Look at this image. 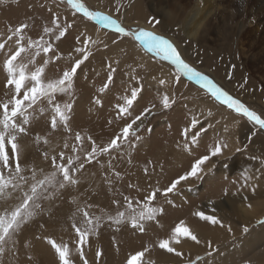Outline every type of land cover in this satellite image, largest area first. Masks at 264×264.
Instances as JSON below:
<instances>
[{
    "label": "snow or ice",
    "instance_id": "snow-or-ice-1",
    "mask_svg": "<svg viewBox=\"0 0 264 264\" xmlns=\"http://www.w3.org/2000/svg\"><path fill=\"white\" fill-rule=\"evenodd\" d=\"M9 3L10 0H0V7H6ZM60 4L66 6V11L71 14V21L67 16L61 19L58 14ZM106 7H109V11L101 10L99 7L94 8L85 3V0H58L57 11L49 10L52 17L49 21L51 26L42 25L36 38L28 35L35 25L27 22H22L14 28L8 26L5 33H0V75L4 77L0 82L3 85L0 88V264L18 261L21 247L31 251L26 236L29 226L46 213L49 217L55 215L53 209H58L60 204L69 205L66 222L69 223L76 239L67 242L61 240L57 243L55 239L46 238L51 249L54 250L53 264H77V262L89 264L85 247L89 245L90 237H98L100 229L104 226H115L117 230L128 228L133 233L138 232L146 236L148 232L146 225L159 224L166 213L164 205L157 203L158 197L163 198L164 204L174 206L170 196L180 191L178 186L191 180L202 182L216 167V164H212L211 167L208 165L214 159L218 161L229 148L225 138H216L211 145H205L203 154L196 155L200 141L214 125L208 124L205 128L198 119L193 118L182 130L183 143L176 145L178 150L192 157L189 167L171 179L166 187L149 185L147 189L142 190L139 185L129 184V189L135 190L136 196L125 195L117 189L104 207L91 202L92 197L87 189L81 192L85 187L82 174L86 166L95 162L104 169L105 164L101 163V158L109 157L104 180L109 191H112L114 184L110 176L116 178L121 176L112 163L115 159L113 153L119 154L125 147H136V144L142 140L139 133L145 128V122L148 116L153 114L156 104L149 103L133 118L132 111L134 105L139 103L143 86L141 84L132 87L129 94L118 97V101L122 102L114 105L116 119L123 120L127 117L129 122L124 123L119 132L107 142L97 143L83 130L73 133L72 114L78 71L93 55V46L102 45L105 50L109 48V43L95 40L86 31H82L74 37L76 46H69L70 51L65 58L58 51L57 42L68 38L79 19L92 22L100 29L111 30L116 36L111 40V45H118L128 39L144 53L151 54L152 58L168 62L170 69L168 75L172 78V84L179 85L182 78H187L188 81L199 86L208 99L226 107L249 124L264 130V111L257 112L239 97L230 94L209 74L188 62L179 45L172 38L156 30L161 24L160 19L150 16L146 20L149 27L137 23L133 28L126 26L121 19L130 7V3L126 0H109ZM124 54L128 55L127 52ZM62 60H65L62 71L50 76L49 64L52 62L59 64ZM115 63L118 64L119 61ZM137 66L144 67V64L138 63ZM107 68V81L99 89L100 93L110 90L109 85L114 83V73L117 69L111 62L107 64ZM152 79L157 80V77L153 76ZM158 84L167 85L169 80L162 76L158 79ZM65 97L67 99H64ZM93 102L95 105L103 106V101L99 97H94ZM176 102L174 94L167 91L159 100L163 110L173 108ZM45 116L49 119H45ZM208 116H213L210 108ZM224 119L226 120L227 117ZM41 120H44L46 126L43 134L37 132ZM219 122L216 121L217 124ZM239 122V120L234 121L235 124ZM61 129L67 136H74V143L69 144L68 139L62 137V146L53 144L52 134L60 132ZM224 131H228L227 125ZM26 140L31 142L26 143ZM85 142L90 145V150L84 148ZM42 146H47L55 154H50ZM244 147L247 148V145ZM236 151L240 152L241 149L237 148ZM68 152L71 154H67ZM144 172L148 174L147 167L144 168ZM253 181L254 177L245 172L243 183L233 195H238L242 189H248L255 194L258 185ZM235 183L233 181V184ZM223 192L227 195L228 189L224 188ZM243 199L247 200L248 197L244 196ZM207 208L211 214L209 211L197 209L191 215L200 222L226 228L231 233L232 227L226 225L215 214L214 200H208ZM247 208L251 209L252 205L247 204ZM97 211L99 215L96 214ZM258 223L264 224V220ZM249 230L248 226L242 228L245 234ZM189 242L200 245L202 240L198 232L187 226L184 220H180L166 238L144 244L141 250L128 255L126 264H154L153 261L145 259L146 254L153 248L164 250L167 254L178 258L182 264H200L202 256L193 257L191 252L185 254L182 246ZM73 243L74 247H71ZM204 243L208 248H212L211 240ZM101 255L102 252L97 250L95 253L97 261ZM28 264H34L31 256L28 257ZM240 264H251V261L241 258Z\"/></svg>",
    "mask_w": 264,
    "mask_h": 264
},
{
    "label": "rangeland",
    "instance_id": "rangeland-1",
    "mask_svg": "<svg viewBox=\"0 0 264 264\" xmlns=\"http://www.w3.org/2000/svg\"><path fill=\"white\" fill-rule=\"evenodd\" d=\"M94 1L100 4L105 9L109 10V7H106V5L109 4V0H85V3L96 8L97 6L93 4L95 3ZM133 1L134 0H126V2L130 3V5ZM142 1H145L146 7L151 16L157 17V19L161 20V24L157 26L156 30L159 32L161 31L160 33L165 32L162 34H165L168 37L172 38L174 42L179 45L184 58L188 62L192 63L199 70L205 72L206 74H209L215 81H217L227 91H229L230 94L239 97L243 102L248 104L257 112L264 111V70H257L252 66V64H250V62L246 61L245 59L243 60L242 56L240 57L238 54V51H240L242 52L243 57H248L251 53L250 43L248 44L246 38L240 35L242 26H237L240 24V22L243 23L245 19L239 17L235 22L231 23V25H236L233 26L236 29L231 36V39L235 38V44H233L230 48L221 46L222 48L218 50V56H223L224 60L228 58L227 61H225V65L227 64L226 67L227 69L229 68V70L225 74L224 80L219 77L218 71L214 68V64L217 62V60L211 57V52H209L208 54H206L205 50L203 54L200 52H195L196 57L199 58L198 64L197 62L195 63L194 59L192 58L193 56L187 53L189 52L193 54L195 49L192 48H196L197 50H200L202 48L201 46L198 48L196 46H193V44H191V35H189L181 27L182 22H185L184 20L187 21V18L189 16L194 18L197 15L193 11H189V15L186 13V11H188L187 2L189 0H164V8L161 7L160 0ZM225 1L232 3V0ZM57 3L58 0H10V3L6 7H0V33H5L8 29V26L14 28L22 22H27L30 25H35L31 29V31L28 32V35L36 38L37 34L41 31L42 25L48 24V26H51L49 23L52 18L51 12L57 11ZM229 3H224L223 13L225 14L226 12H229L231 10L229 9ZM50 9L51 12L49 11ZM59 9L60 12L58 14L61 16V19H64L65 16H67L68 20L71 21V14L66 11V6L60 4ZM165 10H167L168 12H172L174 17H165L166 15H168L167 11L165 12ZM124 15L127 14H123L121 16L123 23L126 26H131L133 28L136 27L137 24L135 23L128 24L127 19L132 18L130 16H127L125 18ZM81 20L82 19H79L77 21L76 27L71 30V34L68 35V38L66 40L57 42L58 51L62 53L65 58L67 57V53L70 51L69 46H76L74 43V37L82 31H86V33L90 36L97 34V38L95 40L105 42L108 41L107 43H109L110 48L105 50L103 47H101L102 45L93 46V55L84 65H82L81 70L78 71V76L75 81L74 112L72 114L73 133L75 131L83 130V132L89 133L93 137V139L97 141V143L103 144L107 142L111 137L119 132L124 123L129 122V119L127 117L123 120L116 119L114 105L117 102H122L118 101V97L129 94L132 87L140 86L141 84L143 86V92L141 97L139 98V103L134 105V110L132 111L133 118L135 115H138L144 107H147L149 103L156 104V108L153 109V114L148 116L145 122V128L139 133V135H141L142 137V140L138 144H136V147H125L121 151V153H113V157H115V159H113L112 163L115 166L116 171L121 173V176L119 178L110 176L114 184V188L112 191H109V188L104 180V174L107 171V161L109 160V157L105 156L101 158V163L105 164L104 169H101L100 166L95 162H93L89 166H86V170L82 174V180L85 182V187L81 189V192L83 193L85 189H87L88 193L92 197L91 202L99 205L100 207H104L109 202L113 192L117 189L120 192H123L125 195L136 196V191L129 189V184L139 185L142 190L147 189L149 185L159 186L163 188L166 187L169 184L170 180L175 178L177 174H180L184 170H186L189 167V163L192 157L176 148L177 143H183L182 130L190 124L193 118L198 119L200 121V124L207 128L208 123L206 122V119L209 116L208 112L205 113V115L201 116L202 108L198 106L200 102L199 98H204L206 95L202 90L199 89V86L195 85L196 89L200 90L203 96L199 95L200 97H184L183 95H181L183 91L187 92L188 90H190L188 87L191 83L194 85V83L188 81L187 78H182V89H180L179 91H177V87L180 86L174 85L173 87L175 88L172 89V83L170 82L167 85H159L158 79L161 77L154 74L151 75L152 73H159V64L156 62L160 61L158 58H150L147 61H144L142 59L143 61H141L136 55H143V51H140V53L137 52V50L135 51L133 49H128L122 52L119 50L118 45H111L110 40L116 38L111 30L100 29L98 25H94V23H89L88 21H86V27L84 26V29H79V26H81ZM164 24L167 26H164ZM220 27L221 26H218L216 30H213L216 35L212 34L209 37V41L205 44V47H210L212 49L214 41L218 40L219 34L222 35ZM177 34L181 35L180 44L178 43L177 39L173 38ZM125 41L134 45L131 40L128 41V39H125L123 42ZM227 42L228 40H225L223 43L227 44ZM125 52H127L128 55H125ZM149 55L151 56V54ZM115 61H119V63L117 64L115 63ZM124 61H126V63ZM150 61L152 62L150 63ZM110 62L112 63V66L117 69V71L114 73V83L109 85L110 90H106L104 93H100L99 89L107 81V64ZM138 63L144 64V67H138ZM161 63L164 64L168 62L161 61ZM209 65L211 67H209ZM64 66L65 60H62L59 64L52 62L49 64L48 74L50 76H54L57 72L62 71ZM167 66L169 67V65ZM245 67L248 70L251 69L248 74H244ZM133 69H135V71H138V76L132 75L135 72L133 71ZM127 73H129V75ZM239 74H241V76H238ZM247 75L249 77H247V79H243V77ZM153 76H156L157 80H153ZM235 77L238 78L239 83L235 79ZM3 79V75H0V82H2ZM240 84L243 87H241ZM246 86L248 87L246 88ZM2 87L3 85L2 83H0V88ZM150 87H154V89ZM166 91L174 94V97L177 101L173 108L169 110H163L161 105L159 104V100L162 94ZM179 92L181 93L179 94ZM94 97H99L103 101L102 107L100 105L94 104ZM64 99H67V97H65ZM92 108L95 110H93ZM215 116L218 118H216L213 124L214 127L211 129L209 128L207 135L203 136V139L200 141L199 148L196 150L195 154H203L205 145H211L216 138H225L229 143V148L225 151L224 156L220 157L218 161L214 159L208 165V167H211L212 164H216V167L212 170L211 173L205 176L202 182L195 180H191L189 182L190 184H192V188L188 190L189 195L186 199L189 200V202L180 200L181 203H179L178 201L177 203H174V206H172L164 204L163 198L158 197L157 203L164 205L166 213L160 219L159 224L151 223L149 225H146V228L148 229L146 236L138 232L133 233L128 228L117 230L115 226L102 227L100 229L98 237H90V243L85 247L86 258L89 260V264H110V261H112L113 257L114 259L116 258L115 260L117 261L122 260L119 264H126L128 255L134 253L135 251L141 250L144 244L158 242L159 239L166 238L170 234L171 229L175 227V225L179 223L180 220H184L185 222L188 220L191 221V219L193 218L191 213L195 210V206H193V203L197 201H200V206L202 205V208H207L208 200H214L216 208L215 214L218 217H223V210L221 211L217 207V205H222L221 202L227 205L231 204V202L226 198L228 196L229 198H232V193H235V190L242 184L243 174L245 172H250L252 170L250 173L256 174L255 168H251L250 165H245L243 160L245 157L248 158L249 154L254 155L256 153L255 145L257 146V144L255 140L257 139V134H261V132L264 133V130H260L258 127L249 124L248 122H246V120L236 116L235 114V119L240 121L239 124L234 123V121H236L235 119L229 120L227 118L225 120L224 116H221V114H216ZM45 119H49V117L45 116ZM109 121L112 122L109 123ZM216 121L220 122L217 124ZM225 125H227L228 127L227 132L224 131ZM48 127H50V125ZM45 130L46 126L44 120H41L40 124L37 127V132H41V134H43V131ZM196 130H198V128ZM253 133H255V135H253ZM62 137L67 138L69 144L74 143V136H67V134L63 133L61 129L60 132L52 134L53 144H60L62 146ZM253 137L254 141L252 140ZM25 142L30 143L31 141L26 140ZM245 145H247V148L244 147ZM42 147L44 148V150H48L50 154H55L52 153L47 146ZM84 148L86 150H90V145L85 142ZM237 148H240L241 151L237 152ZM58 150L59 148L57 149V151ZM67 154L70 155L71 153L68 152ZM260 158L258 160L262 161L264 165V158ZM129 160L131 161L130 163ZM149 161H151L152 163L150 164ZM169 161H171V164L169 163ZM37 162H39V157H37ZM161 165H163V171H161ZM145 167L148 168L147 175L144 172ZM258 169L263 175L264 169H262L260 165ZM211 175H216L217 177L209 179ZM233 181H235L236 183L233 184ZM214 182L218 183L217 189L214 186ZM188 185V183H184L183 187L187 188ZM224 188L228 189L227 195H225L223 192ZM211 189L215 190L210 193ZM196 193L200 194L195 195ZM178 194L179 192L171 195L170 199L174 202ZM263 197H252L249 200H246L244 202L245 204H232L233 210L235 208L237 209V211L240 210L239 219L240 216H244L246 218L245 220L248 219L247 221H249L248 227L250 229V233L251 231H257V227L259 228L262 226V224L258 223V221L264 220ZM57 203L59 204V202ZM249 203L252 205L251 209L247 208V204ZM181 204L188 205L183 214H181ZM223 209L226 211H230L231 215L233 214V210H230V208L223 206ZM53 211L55 212V215L49 217L46 213L43 217L38 218L36 222L29 226L26 235L28 244L31 247V251H29V249L27 248L21 247L18 261H12L11 264H23L22 262L24 261V264H28L27 258L29 256L33 258L34 264H41V262L42 264H53L54 256L52 254L54 250L51 249L46 238L55 239L57 243L61 242V240L65 242L69 240L75 241L76 237L71 232L69 223L66 222V214L69 212V205L60 204L59 208H54ZM223 212L227 214V212ZM96 214L99 215V212L97 211ZM250 219H254V221H250ZM234 222L232 224H235V228H239L240 222L242 221L238 220ZM41 225H43V227H41ZM195 227H198V225L195 224ZM201 240L203 243L205 241V238H202ZM70 246L74 247V243ZM224 246L225 245L222 243L213 242L212 248L210 249L209 253H218L221 250L222 254H226L228 250H224ZM263 248L264 245L262 249ZM97 250L102 252V255L98 261L95 257V253ZM257 250L259 249L256 248L253 251L257 252ZM253 251L247 252H251V255L239 252V254H237L238 256H236L238 262L241 261V258L250 260V257L255 256L260 250L257 253ZM184 252L186 255L188 254L185 250ZM163 254V250L159 248H153L150 253L146 254L145 259L153 261L154 264H182V262L175 257L173 259L171 257H168L165 258L166 260L164 259L163 261H161L159 256H162ZM205 255L206 254H204L202 257L204 258ZM104 257L107 260L106 262H102V258ZM170 260L173 261L171 262ZM238 262H235V264H240ZM77 264H79V262H77Z\"/></svg>",
    "mask_w": 264,
    "mask_h": 264
},
{
    "label": "bare ground",
    "instance_id": "bare-ground-1",
    "mask_svg": "<svg viewBox=\"0 0 264 264\" xmlns=\"http://www.w3.org/2000/svg\"><path fill=\"white\" fill-rule=\"evenodd\" d=\"M160 1H161V7L164 8V0H160ZM224 3H229V2L225 1V0H189L187 2V4H188L187 10L188 11H186V13L189 15V11H193L197 15L194 18L189 16L187 18V21L184 20L185 22H182L181 27L189 35H191V42H192L191 44H193V46H196L197 48L200 47V46L202 47L200 50H197L196 48H192V49H195L193 54L189 53V52H187V53L189 55L193 56L192 58L194 59L195 63L197 62V64H198L199 58L196 57V53L195 52H200L202 54H203L204 50H205L206 54L211 52V57L215 58L217 60V62L214 64V68L218 71L219 77H221L222 79L225 80V74L229 70V68L227 69V67H226L227 64L225 65V61H227L228 58L224 60L223 56H221V57L218 56L219 55L218 50L220 48H222L221 46H225L226 48L227 47L230 48L233 44H235L234 43V39L235 38L231 39V36H232V33L235 32V29H236L233 26H236V25H231V23L235 22L239 17H242L243 19H245V21L243 23L240 22V24L239 23H236V24H239L237 26H242L240 35L243 36L244 38H246V41L248 42V44L250 43V45H251V49H250L251 53H250V55L248 57H243L242 52H240V51H238V54H239L240 57L242 56L243 60L245 59L246 61L250 62V64H252V66L254 68H256L257 70H264V10H263V8H264V0H232V3H229L230 4L229 5V9H231V10L229 12H226V14L223 13ZM93 4H95L97 7H99L102 10L109 11L108 9H105L104 7H102L100 4H98L96 2L93 3ZM153 11H154V9H153ZM166 11L167 10H165V12ZM167 13H168V15H166L165 17L173 16L172 12H168L167 11ZM124 14H127V15H124L125 18L127 16H130L132 18V19H127V23L128 24H131V23L137 24V23H139L143 27H149L148 25H146L147 24L146 20H147L148 17L151 16V14H150V12L148 11V9L146 7L145 1L134 0L133 2H131L130 7L128 8V10H126V12ZM128 20H133V21H128ZM80 22H81V26H79V29L80 28L84 29V26L86 27V20L82 19ZM164 26H167V25L164 24ZM218 26H221L220 29H221L222 35L219 34L218 40L214 41V45L212 46V49L210 47H205V44L209 41V37L212 34L216 35V33L213 30H216L218 28ZM227 26L228 27L232 26V27L228 28ZM244 26H247V27H244ZM96 31H97V29H96ZM101 32H99V33H101ZM162 33H165V32H162ZM92 37H93V39H96L97 38V34L93 35ZM175 37H173V38L177 39L178 43L180 44L181 43V35L177 34V35H175ZM225 40H228L227 44H229V45L223 43ZM118 48L122 52H124V51H126L128 49H133L135 51L137 50V52L143 51L142 49H138L137 47H135L134 45H132L131 43H129L127 41L119 43L118 44ZM111 53H112V51H111ZM204 55H202V56H204ZM136 56L141 61H143V60L147 61L150 58H152L147 53H143V55H141V56H140V54H137ZM239 56H238V58H239ZM141 57H143V60L141 59ZM196 58H198V59H196ZM217 58H221V59H217ZM154 59H157V58H154ZM191 61H193V60H191ZM124 62L126 63V61H124ZM151 62L152 61H150V63ZM156 62L159 64V66H158L159 73H152V74L150 73V74L151 75L154 74V75L160 76V77L163 76L164 78H167L169 80V82L171 83V79L172 78L168 75L169 70H170L169 67L167 66L168 63L162 64L161 60L160 61H156ZM204 64H206V63H204ZM236 66H240V65H236ZM209 67H211V66L209 65ZM237 69H238V67H237ZM239 69H240V67H239ZM240 71H241V69H240ZM250 71H251V69L248 70L246 67L244 68V74H248ZM129 73H127V74L129 75ZM132 75L138 76V71H135ZM238 76H241V74H239ZM247 77H249V76L248 75L244 76L243 79H247ZM235 79L238 81L237 77H235ZM182 82L183 81H181V83L179 84L180 87H177V91L182 89ZM234 82H235V80H234ZM225 83H227V82H225ZM238 83H239V81H238ZM242 83H243V81H242ZM244 85H246V84H244ZM173 86H174V84H172V86H171L172 89L175 88ZM247 87L248 86H246V88ZM150 88L154 89V87H150ZM161 88H163V87H161ZM165 88H166V86H165ZM188 88L190 90H188L187 92L183 91V93L181 95H183L184 97H197L199 95L203 96L201 91L196 89L195 85H193L192 83L189 85ZM235 89H236V87H235ZM191 91H193V92H191ZM180 93L181 92H179V94ZM199 101L200 102H199L198 106H200L202 108L201 116L205 115V113L208 112L209 108L211 109L212 113H214L213 117H208L206 119V122L208 124H214L216 118H218V117L215 116L216 114H221V116L227 117L229 120L236 118L234 116V114L231 113L229 110H227L226 108L218 105L217 103H214L213 101L208 99L206 96L204 98L200 97ZM93 110H95V109H93ZM90 117H92V116H90ZM252 140L254 141V137L252 138ZM255 142L257 144V146L255 145V149H256V153L254 154L255 156L249 154L248 158L245 157L243 162L245 163V165H248V166L250 165L251 168L252 167L255 168L256 174L250 173L252 170L250 172H247V174L249 176L254 177V181L253 182L256 185H258L256 193L253 194L248 189H242L238 195H233V193H232V195H231L232 198H229V196L226 198L227 200H229L231 202L230 205L223 204L221 202V204L224 207L230 208V210H233L232 209V207H233L232 204H235V205L237 203L245 204L244 202L246 200L243 199L244 196L248 197L247 200H249L252 197L259 198V197H263L264 196V172L262 171L263 172V175H262L261 172L258 169L259 165L262 167V169H264V165H263L262 161L258 160L260 157H262L260 159L264 158V133L263 132H261V134H257V139L255 140ZM254 157H255V160H254ZM240 159H243V158H240ZM169 163L171 164V161H169ZM241 165H242V163H241ZM238 172H239V170H238ZM233 175H235V174H233ZM214 177H217V176L216 175H211L209 177V179L210 178L213 179ZM189 182L190 181L184 182L186 184L187 183L189 184L187 188L183 187L184 183H182L181 185L178 186L180 191H179V194H178L176 200L174 201V203H177L178 201H179V203H181L180 200H185V202H189V200H186L188 198V195H189L188 194V190L192 188L191 187L192 184H190ZM242 183H243V179H242ZM214 184H215L214 185L215 188L217 189L218 188V183L214 182ZM213 190H215V189H211L210 193H212ZM236 190H235V192H236ZM200 193H196L195 195H198ZM193 204L192 205L195 206V210L200 209V210L208 211L207 208H202L201 207L202 205L200 206V201H197V202H195ZM222 205H217V207L221 211L223 210V211L227 212V214L222 211L223 217L220 216V218L223 220V222L226 225H230L232 227V232L231 233H229L226 230V228H220L218 226L208 225V224H206L204 222H200L195 217H193L191 219V221L188 220L185 223H186L187 226H190V228H192L194 231L198 232L200 239L205 238V241L211 240L212 243L213 242L222 243V244L225 245L224 246V250H228V252L226 254H222V251L220 250L218 253H210L209 254L210 248H208L206 243H204L205 241L203 243H201L200 245H195L194 243H191V242L185 243L182 246L183 250H185L187 253L191 252L193 257L196 256V255L203 256L204 254H206L205 257L201 260L200 264H235V262H238L236 256H238L237 254H239V252L251 255V252L250 253H247V252L253 251V250H255L257 248L260 251L257 250V252L259 251L258 253L253 251V252L257 253V254L255 256H253V257H250L251 259L249 258L250 261H251V264H264V248L262 249V247L264 245V231H263L264 230V225L262 224L261 227H259V228L257 227V231H253V232L251 231V233L249 232L247 234L242 233L243 226H248V224H249V221H247L248 219L245 220L246 218L244 216H240V219H239L240 210H238L239 211L238 212L236 208L233 210V214L231 215L230 211L224 210ZM181 206H182V209H181L182 213L181 214H183L188 205L187 204H185V205L181 204ZM239 206H241V205H239ZM209 214H211L210 211H209ZM238 220H241L242 222H240V225H239L240 227L239 228H235V226H234L235 224L233 225L232 223L234 221H238ZM250 221H254V219H250ZM195 224L198 225V227H195ZM237 224H238V222H237ZM168 257H171L172 259L174 258L173 255L167 254L165 251H164V254L162 256H159L161 261H163L165 258H168ZM42 258H44V257H42ZM34 259H36V258H34ZM115 259L113 257L112 261H110V264H119L122 261V260L117 261ZM36 260H38V259H36ZM106 261L107 260L105 259V257L102 258V262H106ZM170 261L172 262L173 260H170ZM24 262H22V263L24 264ZM240 262H238V263H240Z\"/></svg>",
    "mask_w": 264,
    "mask_h": 264
}]
</instances>
